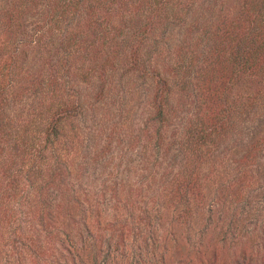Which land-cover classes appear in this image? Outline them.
<instances>
[{
  "label": "trees",
  "instance_id": "1",
  "mask_svg": "<svg viewBox=\"0 0 264 264\" xmlns=\"http://www.w3.org/2000/svg\"><path fill=\"white\" fill-rule=\"evenodd\" d=\"M125 88L145 111L97 185L114 137L79 154L83 120ZM257 178L264 0H0V264H171L180 239L178 264H264Z\"/></svg>",
  "mask_w": 264,
  "mask_h": 264
},
{
  "label": "rangeland",
  "instance_id": "2",
  "mask_svg": "<svg viewBox=\"0 0 264 264\" xmlns=\"http://www.w3.org/2000/svg\"><path fill=\"white\" fill-rule=\"evenodd\" d=\"M167 61L169 62V56H167ZM165 69H163L164 71ZM122 93H116L115 89H113L112 93H110L107 97L106 103H104L103 107L104 110H107L106 114L100 110L97 111L94 109L88 112V115L86 113L84 121V125H88L90 128L88 130V127L86 128L85 131L91 133L90 137L92 138L91 142H87L86 140H81L82 142H79L80 144H77L78 146V151L79 154L84 153V148H88V145H95L99 141H101V144L104 141V137L110 133L114 138H113V144H112V154L108 158L102 159L97 161L96 165V179H95V184L99 185L97 182L98 179L102 178V175L108 171L113 169V165L117 162V156L119 151H125L126 147L129 144V140L132 137V133L134 131L133 128L136 127V123L138 122V118L140 117V114H142L145 111V94H146V89L142 88L140 92L137 93H131L128 91L127 88L125 90L121 91ZM96 109V108H95ZM143 109V111H141ZM123 115V117L118 120L117 123L116 121V116L119 114ZM104 117V121H100V118ZM91 119V121H90ZM136 122V123H135ZM116 124V125H115ZM79 141V140H78ZM120 141V144H119ZM128 146L127 148H129ZM77 165V164H74ZM85 167V166H84ZM83 167V168H84ZM87 167V166H86ZM89 167H92L89 165ZM82 168V171H83ZM76 172V171H75ZM89 173V172H88ZM120 177V175H117ZM258 183V184H257ZM255 190L251 192L252 200L251 203L248 205L250 207V211L254 214V219L257 220L256 226L258 227L259 225L263 224L264 225V183L263 179H256L255 182ZM263 193V194H262ZM239 203H230V208H228L227 212V218H226V223L227 219L229 220V213L232 214L233 211L238 212V209H235V207H238ZM223 214H226L223 213ZM242 224V221L241 223ZM203 223L199 224V227H196L197 229L201 228ZM244 228V225H240V228ZM214 228L213 226L208 228L207 231L204 234L202 243L206 244L208 241H210L212 238H214V234H211V230ZM224 228H226V224H224ZM192 230H194L192 228ZM242 230V229H238ZM243 231V230H242ZM182 236V235H181ZM252 236V235H251ZM183 237V236H182ZM252 236L251 238H253ZM181 245H174L172 242H169L167 245L166 249V256L168 258V261L171 264H178L174 262V260L180 261V260H185L186 254L188 253L186 251V247L184 246V239H180ZM193 242V241H192ZM220 236L216 237V243L215 246H220ZM143 244V243H141ZM140 244V245H141ZM128 247L131 246V243H127ZM186 245V244H185ZM177 246V247H175ZM229 246L225 243L223 248L220 250V255H226L228 256L229 253ZM205 246L200 245V246H195V250L192 252V263L193 264H199L203 260V250ZM207 253L212 250L210 247L209 249H206ZM187 252V253H186ZM190 252V251H189ZM190 257L187 255V258ZM130 258V255L127 253L126 260ZM86 259H81L78 264H87ZM111 261H115L116 259L110 256ZM200 261V262H198ZM109 264H113V262H110ZM116 264V263H115ZM201 264V263H200Z\"/></svg>",
  "mask_w": 264,
  "mask_h": 264
}]
</instances>
